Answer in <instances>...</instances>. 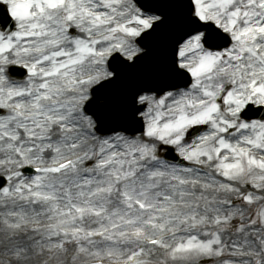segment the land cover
<instances>
[{
  "label": "snow or ice",
  "instance_id": "snow-or-ice-1",
  "mask_svg": "<svg viewBox=\"0 0 264 264\" xmlns=\"http://www.w3.org/2000/svg\"><path fill=\"white\" fill-rule=\"evenodd\" d=\"M0 264H264V0H0Z\"/></svg>",
  "mask_w": 264,
  "mask_h": 264
}]
</instances>
